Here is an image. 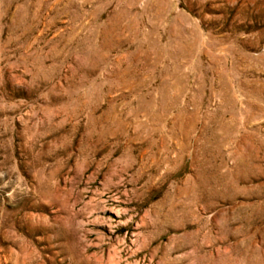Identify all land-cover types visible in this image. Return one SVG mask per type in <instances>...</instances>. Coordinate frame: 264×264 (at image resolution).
Here are the masks:
<instances>
[{"label":"rangeland","instance_id":"rangeland-1","mask_svg":"<svg viewBox=\"0 0 264 264\" xmlns=\"http://www.w3.org/2000/svg\"><path fill=\"white\" fill-rule=\"evenodd\" d=\"M0 264H264V0H0Z\"/></svg>","mask_w":264,"mask_h":264}]
</instances>
